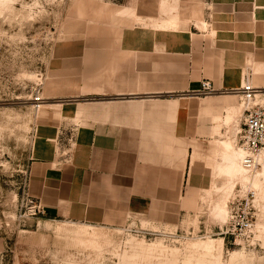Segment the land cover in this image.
Listing matches in <instances>:
<instances>
[{
  "label": "rangeland",
  "instance_id": "374dc122",
  "mask_svg": "<svg viewBox=\"0 0 264 264\" xmlns=\"http://www.w3.org/2000/svg\"><path fill=\"white\" fill-rule=\"evenodd\" d=\"M207 10L205 0H0V264H264L262 162L246 182L234 183L221 174L226 161L217 151L223 141L241 153L246 103L240 90L229 94L225 107L235 116L206 143L195 183H185L177 205L157 204L145 215L100 224L35 214L28 193L30 164L48 152L58 163L72 148L74 122L49 141L39 129L44 111L56 101L51 97L76 91L75 67L60 74L70 80L53 81L59 50L89 49L78 79L86 87L82 91L94 95L93 82L121 70L113 59L121 31H126L125 46L145 48V57H154L157 47L172 56V47L187 45L182 35H191L188 21L205 19ZM193 23L194 34H208L209 26ZM256 88L257 103L264 106V88ZM37 93L44 99L40 109ZM218 206L225 212L218 214ZM238 207L255 224L242 238L227 234Z\"/></svg>",
  "mask_w": 264,
  "mask_h": 264
},
{
  "label": "crops",
  "instance_id": "0c3cea01",
  "mask_svg": "<svg viewBox=\"0 0 264 264\" xmlns=\"http://www.w3.org/2000/svg\"><path fill=\"white\" fill-rule=\"evenodd\" d=\"M205 4V19L188 18L191 35H182L187 45L172 47V56L157 47L154 57H145V48L125 46L126 31H121L113 50L121 70L93 82L94 95L82 91L86 87L78 79L89 49L59 50L53 81L70 80L60 74L75 67L76 91L51 97L56 101L44 111L39 129L49 141L74 122V138L60 162L48 152L30 164L28 193L46 217L117 224L157 204H179L185 183H195L206 143L235 116L234 109L225 113L229 94L240 90L247 76L264 88V0ZM201 21L208 34L193 33V22ZM192 35L210 39L200 44ZM204 80L214 92L201 96L197 91Z\"/></svg>",
  "mask_w": 264,
  "mask_h": 264
},
{
  "label": "built area",
  "instance_id": "2783aa9c",
  "mask_svg": "<svg viewBox=\"0 0 264 264\" xmlns=\"http://www.w3.org/2000/svg\"><path fill=\"white\" fill-rule=\"evenodd\" d=\"M240 91L243 94L244 103H246V115L243 123L244 128L240 130L241 137L238 148L243 153L244 167L254 170L260 165V157L264 152V106L257 103V94L260 91L248 79ZM213 92L214 87L211 82L204 80L197 94L206 96ZM43 104L44 99L37 93L35 97L36 108L40 109ZM252 196L254 197L253 194ZM34 203V210L38 212H35V214L44 215L41 205L36 201ZM235 212L232 215L227 234L233 235L236 238L249 236L255 228L253 217L246 209L240 210L239 207Z\"/></svg>",
  "mask_w": 264,
  "mask_h": 264
},
{
  "label": "bare ground",
  "instance_id": "6f19581e",
  "mask_svg": "<svg viewBox=\"0 0 264 264\" xmlns=\"http://www.w3.org/2000/svg\"><path fill=\"white\" fill-rule=\"evenodd\" d=\"M199 27L201 29H205V28L208 29V25L205 22H199L198 28ZM219 153H220V155H222L223 159L226 161V164L224 166L220 167L221 174L226 175L229 178V180H231V182H234V183L238 179H240L242 181V183L246 182L249 179V175H250L251 171H253V170H249V169L244 167V165H243V153L242 152L240 153L238 150H236L234 148L233 145L229 144L228 142H223L220 145ZM263 154H264V152L262 153V155ZM260 161L262 162L261 164L263 165V167H262V169H263L262 173H263L264 172V157L261 158ZM231 184H233V183H231ZM221 206L217 207V213L218 214H222L225 212V209Z\"/></svg>",
  "mask_w": 264,
  "mask_h": 264
}]
</instances>
